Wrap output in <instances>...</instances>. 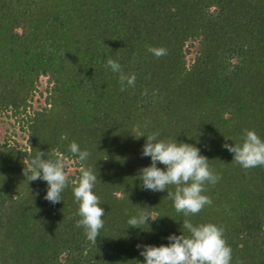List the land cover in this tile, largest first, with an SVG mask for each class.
Here are the masks:
<instances>
[{
    "label": "trees",
    "instance_id": "1",
    "mask_svg": "<svg viewBox=\"0 0 264 264\" xmlns=\"http://www.w3.org/2000/svg\"><path fill=\"white\" fill-rule=\"evenodd\" d=\"M108 59L135 74L134 87L121 91ZM0 116L25 139L0 140V264H143V246L188 235L167 191L141 186L151 164L141 135L155 132L197 146L221 177L206 186L212 204L187 219L223 227L232 264H264V166L244 169L223 147L245 130L264 139V0H0ZM72 142L98 177L96 243L77 227ZM40 151L69 161L59 203L24 175ZM142 209L157 219L130 227Z\"/></svg>",
    "mask_w": 264,
    "mask_h": 264
},
{
    "label": "clouds",
    "instance_id": "2",
    "mask_svg": "<svg viewBox=\"0 0 264 264\" xmlns=\"http://www.w3.org/2000/svg\"><path fill=\"white\" fill-rule=\"evenodd\" d=\"M148 51L157 58L167 55L164 47H150ZM107 66L119 73L121 91L125 90V82L130 87L135 86V74L126 75L117 61L108 59ZM159 135V132L141 135L147 137L142 156L151 158V164L140 170L141 186L152 192L167 191V197L174 201L176 212L186 217L183 228L188 235L172 234L168 237L170 243L167 245L143 246L140 253L144 257L143 264H232V248L227 243L223 227L214 223L196 226L187 219L212 204L211 198L205 194L206 186L215 185L221 177L210 168L209 159L201 154L197 146L159 139ZM223 147L234 154L233 161L244 169L264 166V139L254 130H245L242 144L225 143ZM69 150L81 164V176L73 188L81 217L77 227H83L87 240L96 243L104 227L105 216L100 197L94 192L98 177L92 168L86 166L90 156L87 150L82 151L76 142L70 144ZM50 155L54 158L45 159V153L40 151L24 168V175L29 182L45 181L48 190L44 199L56 204L62 201L61 194L69 185L66 171L69 161L55 152ZM158 163L165 167H158ZM170 187H174V191H169ZM150 219L155 221L157 217L150 210L142 209L129 219L128 224L142 229L141 226L149 224Z\"/></svg>",
    "mask_w": 264,
    "mask_h": 264
},
{
    "label": "rangeland",
    "instance_id": "3",
    "mask_svg": "<svg viewBox=\"0 0 264 264\" xmlns=\"http://www.w3.org/2000/svg\"><path fill=\"white\" fill-rule=\"evenodd\" d=\"M43 86H40V89H43ZM36 100H34L33 104L37 105L38 103L43 102L44 94H36ZM39 98V100H38ZM38 100V101H37ZM9 138L12 141H17L21 144L25 142L22 131L17 122L12 117L0 116V140L2 141L4 138ZM72 170L74 168H71Z\"/></svg>",
    "mask_w": 264,
    "mask_h": 264
}]
</instances>
